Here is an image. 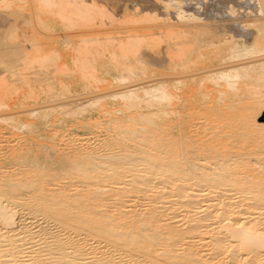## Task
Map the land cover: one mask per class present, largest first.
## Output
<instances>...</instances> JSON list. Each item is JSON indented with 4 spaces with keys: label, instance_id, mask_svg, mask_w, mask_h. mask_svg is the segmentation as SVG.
<instances>
[{
    "label": "bare ground",
    "instance_id": "1",
    "mask_svg": "<svg viewBox=\"0 0 264 264\" xmlns=\"http://www.w3.org/2000/svg\"><path fill=\"white\" fill-rule=\"evenodd\" d=\"M0 20L31 26L0 58V133L31 146L0 154V264H264V0Z\"/></svg>",
    "mask_w": 264,
    "mask_h": 264
},
{
    "label": "rangeland",
    "instance_id": "2",
    "mask_svg": "<svg viewBox=\"0 0 264 264\" xmlns=\"http://www.w3.org/2000/svg\"><path fill=\"white\" fill-rule=\"evenodd\" d=\"M9 21L10 20H7V23H9ZM10 22H12V23H9V25L6 23V20H4L3 22H2V20H0V58L2 57V55L4 56V58L5 57H7L8 59H13V54L14 53H17L18 52V49H19V41L20 40H22V38H23V33H29V30H30V27L27 25L26 27L23 25V29H21L20 27H21V25L19 24V23H16L17 21L15 20V22H14V20H11ZM12 24V25H11ZM15 24H17V26L15 25ZM6 26V27H5ZM29 27V28H28ZM12 28L15 30H18L17 32H16V30L14 31V34H15V32H16V34L18 35V37H22L19 41H11L10 40V35L9 34H11V33H13V31H11L12 30ZM21 29V30H20ZM10 30V31H9ZM22 30H23V32H22ZM8 31V32H7ZM25 31V32H24ZM28 31V32H27ZM11 32V33H10ZM9 33V34H8ZM5 34H7V36L5 35ZM13 34V35H14ZM20 35H22V36H20ZM4 36V37H3ZM12 36V35H11ZM9 37V39H7L6 40V38H8ZM5 38V39H4ZM8 41V42H7ZM4 42V43H3ZM7 42V43H6ZM2 43V44H1ZM16 43V44H15ZM19 43V44H18ZM6 44V45H5ZM16 45H17V47H16ZM6 48V49H5ZM14 48V49H13ZM6 50V51H5ZM11 52V53H9V51ZM14 50H16L15 52H14ZM4 51V52H3ZM4 53H6V54H4ZM2 54V55H1ZM8 54V55H7ZM10 54V55H9ZM11 57V58H10ZM6 58V60H8ZM2 60H3V57H2ZM2 60H0V62L2 61ZM6 60H4L3 62L5 63V64H10V65H12V61H10V63L9 62H7ZM6 61V62H5ZM2 63V62H1ZM3 63V64H4ZM4 64V65H5ZM260 122H263L264 121V119L262 120V119H258ZM79 133H80V135H83V133L81 132V131H79ZM5 135V134H4ZM3 134H1L0 133V146L2 147H0V149H1V151H0V154H2V155H4L5 153H4V151L6 152V154L8 155V154H13V153H17V154H19V152L21 151V152H23L25 155L28 153V150H29V148H31V146H29L28 145V142L26 141V142H24V144H22V140H20L19 141V138H17V137H15V136H8V135H5L4 136ZM3 136V137H2ZM69 137V139H71V140H73L72 139V136L70 135V134H66V136L64 137L65 139L66 138H68ZM71 137V138H70ZM78 138V137H77ZM2 140V141H1ZM4 140V141H3ZM19 141L20 143H18L17 141ZM1 142H3V143H1ZM17 142V143H16ZM19 144L18 146L17 145H12V144ZM25 143H26V145H25ZM2 144H3V146H2ZM10 144V145H9ZM21 144V145H20ZM7 145V146H6ZM25 145V146H24ZM15 146V147H14ZM22 148H21V147ZM12 147H14V149L12 148ZM26 147V148H25ZM16 149V150H15ZM25 149H27V150H25ZM10 150H11V153H10ZM18 150V151H17ZM12 151H13V153H12ZM25 151H27V153L25 152ZM70 151V150H69ZM1 152H3V153H1ZM9 152V153H8ZM20 152V155L22 154L23 155V153H21ZM5 154V155H6ZM38 154H41L40 153V151L38 152L37 150H36V152L34 151L33 153H32V155L34 156V155H38ZM62 158H65V156L64 157H62ZM3 162L2 163H5L4 164V166L5 167H7L8 166V168L10 167V168H13L14 166H12V165H10V163L9 164H7V161H6V159H4L3 158ZM9 162V161H8ZM228 258H223V263L224 264H235L232 260H230V258H229V260H227ZM246 264V262H245V260H244V262L242 261V262H239V263H237V264Z\"/></svg>",
    "mask_w": 264,
    "mask_h": 264
}]
</instances>
